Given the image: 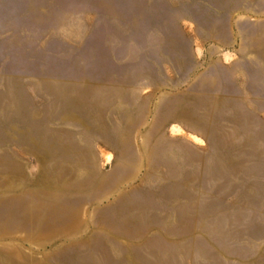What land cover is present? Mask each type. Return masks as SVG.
Here are the masks:
<instances>
[{
	"label": "rangeland",
	"instance_id": "1",
	"mask_svg": "<svg viewBox=\"0 0 264 264\" xmlns=\"http://www.w3.org/2000/svg\"><path fill=\"white\" fill-rule=\"evenodd\" d=\"M0 264H264V0H0Z\"/></svg>",
	"mask_w": 264,
	"mask_h": 264
}]
</instances>
